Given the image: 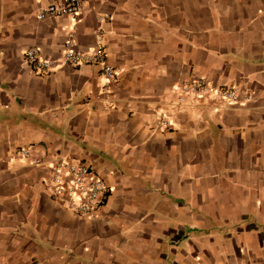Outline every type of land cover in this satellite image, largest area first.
Here are the masks:
<instances>
[{"label":"crops","instance_id":"1","mask_svg":"<svg viewBox=\"0 0 264 264\" xmlns=\"http://www.w3.org/2000/svg\"><path fill=\"white\" fill-rule=\"evenodd\" d=\"M49 2L0 0V264H264V0H87L37 19ZM97 33L112 82L61 61L70 35L87 51ZM200 77L238 100L178 103ZM61 162L109 188L95 218L49 196Z\"/></svg>","mask_w":264,"mask_h":264},{"label":"built area","instance_id":"2","mask_svg":"<svg viewBox=\"0 0 264 264\" xmlns=\"http://www.w3.org/2000/svg\"><path fill=\"white\" fill-rule=\"evenodd\" d=\"M87 0H50L44 7L38 9L36 17L39 20L47 18L78 17L84 13ZM96 45L87 50H76L72 35L64 43L61 61L73 68L85 65L99 68L100 74L109 82L115 80V70L108 64L102 35H95ZM24 62L37 75H47L55 68V61L44 58L36 48L24 52ZM196 97L217 95L227 102H236L238 95L227 87L213 86L206 78H194L180 86L178 103H184L187 96ZM158 126L169 127V123L160 119ZM14 157L27 161L32 166H42L43 161L33 155L30 148H21ZM47 181L48 193L53 201L63 205L68 211L80 218H95L104 204L109 188L98 176L93 167L85 163L61 162L50 167Z\"/></svg>","mask_w":264,"mask_h":264}]
</instances>
